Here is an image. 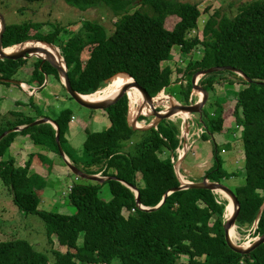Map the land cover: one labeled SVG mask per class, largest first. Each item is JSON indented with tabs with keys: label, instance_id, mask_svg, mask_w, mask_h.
Wrapping results in <instances>:
<instances>
[{
	"label": "trees",
	"instance_id": "obj_1",
	"mask_svg": "<svg viewBox=\"0 0 264 264\" xmlns=\"http://www.w3.org/2000/svg\"><path fill=\"white\" fill-rule=\"evenodd\" d=\"M25 1L33 4L44 0ZM63 1L81 13L106 8L116 19L114 32L108 35L101 25L83 22L79 32L70 33L64 43L59 41L61 29H56L50 36H43L38 33L39 25L25 23L7 27L4 48L33 40L54 44L66 60L74 90L81 95L96 93L121 73L134 78L150 97L161 92L163 95L175 83L173 74L176 72L181 75L179 86L183 102L189 105L194 91V76L210 67L225 65L237 67L256 82H264V0L243 5L233 19L216 11L209 18L203 36L195 38H190V35L199 29L204 15L198 5L175 0ZM171 20L180 21L168 29L167 24H171L168 23ZM200 47L205 49L204 57L191 60L185 70L176 69L174 72L170 65L162 64L172 61L174 48H181L184 55H191ZM26 63V60L0 61V78L16 79ZM40 66L41 59H37L31 74L32 84L43 86L45 75H54L60 81L51 64ZM222 80L244 86L235 93L234 110L225 112L222 101L218 99L213 114L205 109L204 123L199 121V124L207 129L203 136L206 140L210 139L209 135L223 131L225 116H233L236 125L242 128L245 166L244 171L237 175L242 183L231 190L241 207L237 226L241 231L251 230L254 237L262 236L264 86L249 84L229 71L205 76L201 85L208 91H215V86ZM123 89H111L110 98ZM139 98L142 111L138 121H150V111L145 108L147 100L142 94ZM128 110L129 101L124 96L104 111L110 120L107 129L94 132L85 127L82 156H78L75 150H69L66 138L74 121L73 110L66 108L60 111L55 122L61 131L62 148L75 167L86 175L116 178L134 187L140 194L142 206L155 208L164 195L181 187L172 157L175 162L180 159L178 149L183 148L180 138L183 121L164 120L156 128L138 131L128 122ZM38 117H43L42 113ZM34 121L35 118L17 111L0 114V137L11 129ZM19 135H28L35 146L59 155L56 130L51 124H41L12 133L0 142V179L22 212L37 215L44 221L54 262L51 263L45 253L37 251L28 241L7 240L0 241V264H264V244L247 256L238 255L229 248L224 231L228 202L207 190L173 193L158 210L146 212L136 206L135 193L119 182L100 185L85 181L86 184L82 185L79 180L69 193V201L76 209L75 215L40 211L41 200L36 193L39 189L35 188L38 178L29 172V166L18 167L15 158L8 157ZM135 135H140V139H135ZM167 153L168 156L161 157ZM214 157L215 166L206 178L223 184L232 176L227 177L223 172L216 145ZM104 186L109 187L110 202L99 197ZM262 208L255 229L254 223ZM124 212L128 213L126 218ZM54 239L59 249L53 248Z\"/></svg>",
	"mask_w": 264,
	"mask_h": 264
},
{
	"label": "rangeland",
	"instance_id": "obj_2",
	"mask_svg": "<svg viewBox=\"0 0 264 264\" xmlns=\"http://www.w3.org/2000/svg\"><path fill=\"white\" fill-rule=\"evenodd\" d=\"M175 1L184 4H192V5L200 6V10L204 13L203 17L201 18L200 26L202 31H204L205 27L209 22V18L216 11H219L222 16L233 19L237 16L240 8L243 5L257 1H262V0H175ZM208 9H209V13H206V10ZM135 10H133L132 12H134ZM179 21L180 20H173V21L171 20L170 22H168L171 24H167V28L172 29L176 23H179ZM83 22L97 23L107 31L108 35H111L115 30L114 23L116 22V19L113 16V14L104 7L81 13L78 10L65 4L63 0H44L43 2H36L33 4L28 3L25 0H0V25L2 27L31 23L32 25L40 26V30L38 33L43 36H50L55 33L56 29L59 30L61 29L63 32L59 35V41L66 43L70 37L69 34L72 33L73 31H74L73 33L75 34L78 33ZM197 50L205 51L203 47H200ZM198 51L196 55L193 54V56L189 57L183 55L180 48H174L172 50V55H173L172 61L163 62L162 64L163 66L169 64L170 66L172 65V69L174 72L176 69L185 70L186 67L189 65L190 60H195L197 59V57H200L198 55ZM36 61H37L36 58H32L26 61L27 63L19 71L16 80L23 79L24 74L28 75L29 73H32ZM173 75H174L173 82H175L176 84L174 83L167 90V92L165 90L164 94L161 96H164V98H166L167 100L175 103L176 100L183 101V95L181 93L179 86L181 85L180 82L181 75L179 76V73L176 74V72ZM46 77L47 79L50 80L53 79L55 76L54 75L45 76V80ZM229 78L230 77H228L227 79ZM226 83L227 81L222 80L219 83L220 85L218 84L217 86L218 90H220V88L223 87ZM13 86L14 85L10 86L0 83V97L3 96L7 99V100L1 99L2 101L0 100L1 112H5L7 110L12 109V105L14 104V102L11 101L10 98H8L9 96L8 92H9V88ZM14 88H16L18 94L19 93L18 86H14ZM48 89L50 90V88ZM229 90L231 91L228 96L229 97L228 99L230 101L235 97V92L233 94L232 91L234 90L233 89H229ZM62 93L65 95V97H68L63 91ZM215 93H217V90L210 91L211 94L210 97L212 98V100L215 99V97H217L215 96ZM167 94L171 95L172 98ZM224 98L221 99L223 105L225 104ZM71 101H72L71 103L74 106L73 108H75L73 110V113L76 116L80 117L82 122L87 123L88 128H90V130L94 132H100L109 127L110 120L108 118L106 119L103 118L105 116L104 113H101L103 111L97 110L91 112L90 110L82 108L74 100ZM54 102L57 103L56 106H59L61 108L62 101H60V99H54ZM209 103L206 107V111H208L210 114H213L214 112L213 105L211 104L209 106ZM92 113L94 115L90 116V114ZM187 117L189 116H185L184 118L186 119ZM195 119H198V115L195 117ZM233 119L234 118H232V120ZM101 120H104L103 121L104 124H99L102 122ZM227 120L229 121L231 120L230 115L227 116ZM146 121L149 122L148 120ZM235 124L236 122L234 119L232 125ZM239 129L242 128L236 125V129H234L235 131L233 130L229 134L230 137L228 138L232 139V141L228 140L229 142H232L230 149H224L222 147L219 148V158L221 159L222 170L227 174V177L232 176L231 179L228 178L224 180L223 184L228 188H230L231 190H234L235 186L240 185L242 183V179L240 177H237V175H239L241 172L244 171V166H245L244 151L241 141L242 130ZM236 132L241 134L240 137H236V138L234 137ZM81 135L82 137L80 138V143L82 144L80 148H78L77 145L75 146L76 147L75 152L78 156H82L83 142H85L86 140L85 131H83ZM134 138L140 139V135H135ZM196 138H195L196 140L194 139L191 142L194 143L195 141L196 143L194 144L191 151L187 153L190 159L191 158L195 159L193 160L192 163H190V165L192 164L193 167L189 168L187 166H184L183 168L182 167L183 164L180 167H181V173L183 175H185V173L189 171L188 173H191L195 178L202 179L204 171H201L199 169L198 164L202 160V154H205L204 148L201 149L204 145V141H203L204 139L203 138L199 139L198 136H196ZM209 138H210L209 140H211L212 136L209 135ZM185 143L186 142L183 141L184 145ZM213 145H214L213 148H215L214 143ZM237 146L240 147L236 149ZM183 148L182 150H184ZM168 155L169 153L161 157H166ZM180 158L182 157L180 156ZM212 159H213L212 155H209V160H211V162ZM212 163L213 166H215V158L213 159ZM71 178L73 183L74 181H76V183L77 181H79V179H77L72 174H71ZM64 181L65 180L63 179L61 180V178L59 177L53 176L49 179V181L46 180L47 188L45 191L40 186L35 187L36 189H39V191L36 190V193L41 200V204L39 207L40 211H44L52 214H61L66 216H73L76 214V209L71 205L69 201V193L72 182L68 180L65 182ZM187 181L190 182L188 179ZM79 183H81L82 185L86 184L85 180H80ZM107 195L109 199H107ZM101 198L106 202L110 201L111 194L108 186L102 187ZM123 215L126 218L128 216V213L124 212ZM237 233L238 234H237L236 243L239 245H244V246H246V244L249 245V243H252V241H254V239L256 238L252 235L253 232L251 230L242 229L241 231L237 227ZM7 240L28 241L37 251H41L45 253V255L48 256L51 263L54 262L52 247L48 244V239L46 237V225L44 221L37 215H26L24 212H22L21 209L14 203L12 194L5 187L2 180L0 179V241H7ZM54 240H55V247L53 248L59 249L56 239Z\"/></svg>",
	"mask_w": 264,
	"mask_h": 264
},
{
	"label": "water",
	"instance_id": "obj_3",
	"mask_svg": "<svg viewBox=\"0 0 264 264\" xmlns=\"http://www.w3.org/2000/svg\"><path fill=\"white\" fill-rule=\"evenodd\" d=\"M7 27L8 26L2 27L0 25V61H5V60H26V61H28L29 59L36 58V59H41V66L40 67H42L45 63L51 64L54 67V69L58 72L60 81H61L62 85L64 86L67 95L70 98H72L78 105H80L82 108H85L87 110H92V111L101 110L104 112L110 106L116 104L119 100H121L124 96H126V98L129 101L128 122L134 130H138V131H147L151 128H156L157 125L164 120L173 121L176 118H181L184 121V125L186 127L187 132H190L191 127H190V121L189 120L192 116L196 117L197 115H198L200 122L204 123V120H203L204 110L206 109V107L210 101V95L211 94H210V91L206 90L201 85V80L205 76H208L212 73L229 71V72H232V73L242 77L249 84L257 83L259 85L264 86V82H256V81L252 80L243 71H241L240 69H237V67H235V66H231V65L213 66V67H210V69H208L206 71L199 72L198 74H196L194 76V78H193V85H194L193 97L191 99V103L189 105H186L184 103H181L178 100H176L175 103L167 100L166 98H164V96H161V94L163 92H161L160 94H158L154 97H150L149 94L146 92V90L144 88H142L134 80V78H132L130 75L121 73V74H117L115 77H113L112 80L116 77L123 76V77L129 78L132 80L130 86L125 87L122 92L117 94V96H114V97H112V98H110L104 102H95V101H91V100L87 99V97H89L90 95H81L80 93H78L77 91L74 90V88L71 84L69 75H68V66H67L66 60H65L63 54L61 53V50L57 46H55L54 44H48L46 42L33 40V41L23 42V43L15 46V47H12V48L16 49V51H14V52H7V50L10 49V48H4V34L6 32ZM29 42L30 43L45 44V45L51 47L53 50H55V52L52 55V57L42 56V54L37 49H34V48L33 49H30V48L27 49L26 48V44ZM45 76H47V75H45ZM47 81H48V79L46 77V80L44 83H47ZM0 83H7V84H12V85L22 86L21 81L16 80V79H1L0 78ZM132 87H134L135 90L139 94H142V96L144 98H146V100H147L145 108H148V111H150L149 115L152 117V119L150 120V122L146 126H143V125L138 126L139 113H141V111H142V108L140 106L137 107L138 109H137L136 117L135 118L131 117V114H130V110H131V108H130V94L129 93H130ZM91 95H93V94H91ZM168 96H170L172 98L171 95H168ZM197 96H199V99L195 101L194 98ZM159 109H160V111H157ZM185 115H188L189 117L187 119H185L184 118ZM41 124H51L55 128V130H56L55 139H56V144L58 147L59 155L63 159L64 164L69 169L71 174L73 176H75L77 179L89 181L92 183H97L100 185H103L105 183L112 182V181L119 182L122 185H124L125 187H127L128 189H130L133 193H135V195H136V206L140 210L146 211V212H154V211L158 210L161 206L164 205L165 200H167L168 197H170L173 193H176V192H184V191H188V190H207V191L213 192L216 195L222 194V195L226 196L228 202H230V201L232 202L233 208H234V212L228 220H226V217H224L225 218V224H224L225 240H226L229 248L231 250H233L234 252L238 253V255L247 256V255H251V253L254 250H256L257 248H259L260 246H262L264 244V234L262 236H257L254 239V241H252V243H249V245H246V246L239 245L235 241L232 240L231 230L233 227H236V228L238 227L237 226V220H238V217H239V214L241 211L240 203H239L237 197L231 191V189L228 188L227 186L220 184V183L210 182L208 178H206L201 183H189V182L185 183L181 178V167L180 166L183 164V160L188 156L187 153L182 158H180L178 160V162H175L174 157H172V160L174 163L175 173H176V176H178L180 181H181V187L179 189L172 191V192H169L167 195H164V197L162 198L159 205L156 206L155 208H144L141 204L140 194L134 187L129 186V185L125 184L124 182H122L116 178H103L100 175H98V176L86 175L85 173L80 171L77 167H75L70 162L68 156L65 154V152L62 148L61 141H60V136H61L60 128H59L58 124L55 122V120H53L51 118L44 117V118H41L39 120H35L33 123H31L29 125L18 126L14 129H11V130L5 132L0 137V142L12 133L21 132L22 130H24L28 127H34V126H38ZM262 212H263V208L261 209L260 214L254 223L255 229L258 227Z\"/></svg>",
	"mask_w": 264,
	"mask_h": 264
},
{
	"label": "crops",
	"instance_id": "obj_4",
	"mask_svg": "<svg viewBox=\"0 0 264 264\" xmlns=\"http://www.w3.org/2000/svg\"><path fill=\"white\" fill-rule=\"evenodd\" d=\"M171 67H172V65H171ZM31 74L32 73H29L28 75L24 74V78L19 79L22 83V86H18V88H19L18 94H17L16 88H14V86H17V85H14L13 87L9 88L8 98H10V100L13 101L14 104L12 105V109L7 110L5 112L0 111V114L5 115L11 111H17V112H21V113L27 115L28 117L35 118V120H39V119L44 118V117H48V118L55 120L56 115L60 111H62L63 109H66V108H71L72 110L75 109V108H73L74 106L71 103L72 101H71L70 97L67 95L64 86L62 85L61 81H59L56 77H54L53 79H50V80L48 79L47 83H44L43 86L39 87L35 84H32ZM173 77H174V75H173ZM217 86H218V84L215 86V91L217 90V93H215V96H217V97H215V99H213V100L210 97L209 106L212 104L213 110L215 111L217 100L218 99L221 100L222 98L225 97L224 98V100H225V104H224L225 112H227V113L231 112L232 110H234V107L236 105V100L233 98L232 100L229 101L228 96L231 92L229 89H233L234 91H232V92L234 94V92L236 93V92H239L240 90H242L244 88V86L239 84V83L230 84L228 82L223 87H221L220 90H218ZM48 88H50V90ZM62 91L68 97H65V95L62 93ZM192 97H193V94H192ZM195 98L197 100L199 99V97H195ZM1 99L5 100L6 98L1 96L0 100ZM54 99H60V101H62L61 108L59 106H56L57 103L54 102ZM180 102L184 103L183 101H180ZM41 113H42L43 117H38V114H41ZM93 113H95V112H93ZM93 113L90 114V116H93L94 115ZM101 113H104V112H101ZM104 115H105L103 117L104 119L108 118L105 113H104ZM230 117H231V120L229 121V120H227V116H225L222 132L214 133L212 135L211 140H206V139L203 140L204 145L201 149L204 148L205 154H202V160L198 164L199 169L201 171H204L203 178L197 179L191 173H188L189 171L188 172L186 171L187 173H185L184 176L190 181L189 183H201V182H203L206 179V174L213 169L214 166H213L212 162H213V159L215 158L214 157V149L215 148H213V146H214L213 143L218 147V149L220 147H222L224 149H230L231 148L232 142H229L228 140L232 141V139L228 138V137H230L229 134L231 133V131L236 129V124L232 125L234 122V119L232 120V118H234V117L233 116H230ZM180 120H182V119L176 118L173 121L178 122ZM101 121H100L101 123H99V124H104V122H103L104 120H101ZM149 122H147L146 120L141 121L143 126H146ZM85 127H88V124L85 122H82L81 118L74 114V121L71 122L70 127H69V132H68L67 137H66L68 144H69V147H68L69 150H76V147H75L76 145L78 148H80V146L82 144V143H80V138L82 137L81 133L83 131H85ZM239 130H242V129H239ZM238 134L239 133L236 132L234 137L235 138L240 137L241 134H239V135ZM239 147L240 146H237L236 149H238ZM209 155H212V157H213L212 162H211V160H209ZM195 156H196V154H195ZM8 157L9 158L10 157L15 158L18 167L24 168L26 166H29V172L38 178L36 186L42 187V189L44 191L47 188L46 180L49 181V179L53 176L59 177V178H61V180L63 179L65 181L68 180V181L72 182L71 173H70L69 169L66 168V165L64 164L61 156L56 154L52 150L35 146L32 139L28 135L27 136L19 135L16 138L15 142L13 143V145L11 146V148L9 150ZM193 160H195V159L194 158L190 159L189 156H187L183 160L184 163H183L182 167L183 168H184V166H187L189 168L193 167L192 164L190 165V163H192ZM62 162L64 165L62 164ZM70 162H71V160H70ZM39 181L41 184L39 183ZM75 184H77L76 181H74V183L73 182L71 183L70 190L72 189V187ZM99 197L101 198V192L99 193ZM107 199H109L108 195H107ZM111 200H112V196H111L110 201Z\"/></svg>",
	"mask_w": 264,
	"mask_h": 264
},
{
	"label": "bare ground",
	"instance_id": "obj_5",
	"mask_svg": "<svg viewBox=\"0 0 264 264\" xmlns=\"http://www.w3.org/2000/svg\"><path fill=\"white\" fill-rule=\"evenodd\" d=\"M26 48L27 49H29V48L30 49H33V48L37 49L42 54V56H45V57L46 56L52 57V55L55 52V50H53L51 47H49L45 44H42V43H30L29 42L26 44ZM14 51H16L15 48H10L7 50V52H14ZM131 82H132V80L129 78H126L123 76L116 77L111 82H109L104 88L99 89L95 94L87 97V99H89L91 101H95V102H104L110 98L111 89L113 90V88L119 89V88L128 87V86H130ZM109 88H110V90H109L108 96L104 98V96L107 93ZM129 94H130V108H131L130 114H131L132 118H135L136 114H137V109H138L137 107L139 106V103H140V98H139L138 92L135 90L134 87L131 88V91ZM185 116H188V115H185ZM138 126H142V123L138 122ZM185 133L186 134L188 133L187 130H185ZM183 153H186V152L183 151ZM181 178L185 183H188L187 178L182 173H181ZM219 196L221 197V199L228 202L226 196H224L222 194H219ZM229 209H230V212L228 213ZM233 212H234L233 204L230 201V202H228L226 213H225L226 220H228L232 216ZM237 234H238L237 228L233 227L231 230V238L235 242L237 239Z\"/></svg>",
	"mask_w": 264,
	"mask_h": 264
},
{
	"label": "built area",
	"instance_id": "obj_6",
	"mask_svg": "<svg viewBox=\"0 0 264 264\" xmlns=\"http://www.w3.org/2000/svg\"><path fill=\"white\" fill-rule=\"evenodd\" d=\"M201 22V21H200ZM203 32L204 31H202V29H201V26L199 25V29H197V30H195V31H193L192 33H191V35H190V38H195V37H197V36H200V37H202L203 36ZM181 49V48H180ZM198 51V50H197ZM197 51L195 50L191 55H185V56H193V54L194 55H196L197 54ZM184 55V54H183ZM198 55L200 56V57H197V59H195V60H199V59H201L202 57H204V55H205V51H198ZM195 58H196V56H195ZM184 59H185V57H184ZM191 61V60H190ZM197 97H199V96H197ZM190 127H191V130H190V132H188V134H186L185 133V130H186V127H185V125H184V123H183V127H182V135H181V140H182V146H184V150H182L181 148L180 149H178V153H179V158H180V156L181 157H183L186 153H188V152H190L191 151V149H192V147L194 146V144L196 143L195 141H194V143H191L195 138H196V136H198V138L200 139V138H203V136L206 134V131H207V129H206V127L205 126H203V125H201V124H199V118L198 119H195V116H192L191 118H190ZM196 130V131H195ZM196 132V133H195ZM195 133V134H194ZM197 139V138H196ZM195 139V140H196ZM183 141H185L186 143H185V145L183 144ZM189 142V143H188ZM189 146V147H188ZM183 151H185L186 153H183ZM101 176V175H100Z\"/></svg>",
	"mask_w": 264,
	"mask_h": 264
}]
</instances>
